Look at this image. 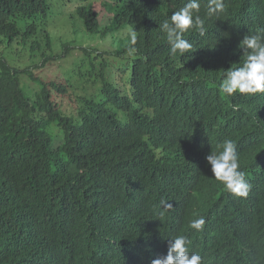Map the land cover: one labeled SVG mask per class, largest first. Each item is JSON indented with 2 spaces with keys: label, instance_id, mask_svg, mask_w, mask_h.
Masks as SVG:
<instances>
[{
  "label": "trees",
  "instance_id": "trees-1",
  "mask_svg": "<svg viewBox=\"0 0 264 264\" xmlns=\"http://www.w3.org/2000/svg\"><path fill=\"white\" fill-rule=\"evenodd\" d=\"M48 1L0 0V47L41 58L23 70L0 57V264H151L179 235L203 264H264V94L219 90L243 62L244 36L264 35V0H225L212 17L200 0L204 35L185 33L193 49L184 57L171 54L159 24L187 0H116L106 29L83 5L95 0H59L81 1L89 35L137 32L117 54H132L129 88L105 79L113 71L103 53L79 49L102 85L80 99L78 116L54 97L70 98L67 84L32 73L65 57L53 52ZM23 75L41 84L34 99ZM229 138L251 184L246 198L215 180L206 159ZM199 217L202 232L190 228Z\"/></svg>",
  "mask_w": 264,
  "mask_h": 264
},
{
  "label": "rangeland",
  "instance_id": "rangeland-1",
  "mask_svg": "<svg viewBox=\"0 0 264 264\" xmlns=\"http://www.w3.org/2000/svg\"><path fill=\"white\" fill-rule=\"evenodd\" d=\"M116 0H95L83 3L100 14V25L102 29L110 26L109 20L112 15L113 3ZM50 6L47 31L52 41V48L55 55H65L60 61L45 64L42 69H35L32 73L37 75L40 80L54 83H65L69 86L68 96L63 99L54 93L58 103L62 102V111L68 116H78L82 105L79 101L91 94H98L101 88L100 80H96L95 72L90 66L91 58L86 57L79 49L99 50L108 60V71L111 68L112 73H106L105 79L117 86H120V79L123 78L127 87L131 76L132 54L126 53L118 56V52L130 45V30L122 32L109 33L107 36L89 35L84 24L78 19L76 14L77 7L82 4L81 1H75L71 4H65L59 0H49ZM69 46L72 50L65 51ZM0 57H3L7 63L15 69L35 68L40 64L41 58H32L29 49L21 46L15 49L7 48L6 45L0 47ZM94 57V56H93ZM102 62L96 61L97 70L101 69ZM124 70H128L124 74ZM21 84L26 94L34 99L40 92L41 84L34 82L28 75L21 77ZM56 125L50 127V134L55 133V147L62 144V138L55 130ZM55 130V131H54Z\"/></svg>",
  "mask_w": 264,
  "mask_h": 264
},
{
  "label": "clouds",
  "instance_id": "clouds-1",
  "mask_svg": "<svg viewBox=\"0 0 264 264\" xmlns=\"http://www.w3.org/2000/svg\"><path fill=\"white\" fill-rule=\"evenodd\" d=\"M200 0H187L182 8L171 14L159 24V29L166 34L173 56L177 53L181 57L191 53L193 45L184 38L185 33L198 30L204 35V23L198 15ZM226 10L225 0H208L209 17L219 15ZM130 40L134 45L137 41V32H130ZM243 62L239 67H232L220 85V92L226 96L264 94V35L247 34L241 41ZM134 52L135 49H129ZM220 151H213L206 157L211 166L215 180L219 181L232 195L246 198L251 190V184L246 178V173L240 168V154L237 145L232 139L224 140ZM164 209L172 208L171 203L161 201ZM205 219L199 217L190 222V228L202 232ZM166 256L151 261V264H203L201 255L190 250L191 241L184 235L169 239Z\"/></svg>",
  "mask_w": 264,
  "mask_h": 264
}]
</instances>
